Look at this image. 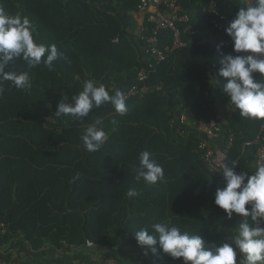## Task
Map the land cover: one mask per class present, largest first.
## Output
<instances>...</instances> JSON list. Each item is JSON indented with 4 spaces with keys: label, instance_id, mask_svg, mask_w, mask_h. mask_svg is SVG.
Wrapping results in <instances>:
<instances>
[{
    "label": "trees",
    "instance_id": "trees-1",
    "mask_svg": "<svg viewBox=\"0 0 264 264\" xmlns=\"http://www.w3.org/2000/svg\"><path fill=\"white\" fill-rule=\"evenodd\" d=\"M216 1L230 20L246 3ZM139 2L0 0L9 15L27 17L36 26L38 43L55 44L67 58L54 62L53 70L43 64L29 69L19 59L5 69L26 71L32 82L27 92L5 82L0 95V221L16 239L12 249L25 252L20 264H125L119 250L140 259L139 264H183L164 255L158 244L147 256L137 246L134 232L142 227L151 231L157 222L200 235L208 248L235 234L241 218L233 214L226 219L214 204L223 176L209 170L198 140H187L184 131L197 130L200 119H216V102L228 107L224 126L216 119V133L224 132L223 150L232 139L224 162L250 176L258 146L245 145L255 141L263 121L240 117L214 81L222 80L217 76L222 54H237L233 46L217 51L209 0H179L190 15L189 23L178 24L181 37L186 41L191 31H198L195 43L174 50L154 67L150 91L127 100L126 115H116L110 104L93 109L83 122L54 114L59 103L72 102L87 80L103 84L111 95L112 85L125 91L144 70L148 58L139 54L144 42L137 34L131 39L124 34L125 24L137 27L132 15ZM188 3L194 7L191 14ZM172 42V32L158 34L159 47ZM253 76L261 80L259 73ZM114 117L117 126L111 124ZM97 119L108 139L99 151L88 152L80 137ZM144 150L163 166L165 183L148 186L135 179ZM77 173L80 179L70 183ZM129 189L139 195L127 198ZM51 248L57 252L53 257ZM94 248L104 251L95 253ZM9 258L10 253L0 255V261Z\"/></svg>",
    "mask_w": 264,
    "mask_h": 264
},
{
    "label": "clouds",
    "instance_id": "clouds-1",
    "mask_svg": "<svg viewBox=\"0 0 264 264\" xmlns=\"http://www.w3.org/2000/svg\"><path fill=\"white\" fill-rule=\"evenodd\" d=\"M225 33L237 55L222 54L217 72L222 80L214 81L222 86V92L240 117L264 121V0H246ZM37 37L36 26L27 17L9 15L0 5V95L5 91V82L25 92L32 88L28 72L5 71L10 62L19 59L29 69L43 64L53 70L54 62L67 59L55 44L38 43ZM221 48L222 45H217L218 52ZM254 73L261 75L260 81L254 79ZM105 104H110L119 116L129 111L122 90L116 89L110 95L103 84L87 80L72 102L59 103L54 114L57 118L83 122L93 109ZM111 124L117 126L118 120L114 117ZM108 135L103 122L97 119L83 128L80 139L86 151L97 152ZM215 167L223 175L224 187L216 190L214 204L223 210L226 219H233V214L241 218L235 234L228 242L208 248L200 235H189L178 226L157 222L150 225L151 231L142 227L134 232L144 256L154 253L158 244L164 255L173 260L182 259L183 264H237L238 257L239 264H264V164L257 165L250 176L237 174L235 164L228 166L223 157L217 158ZM79 179L77 173L70 183ZM135 179L143 180L148 186L166 182L163 166L147 150L139 153ZM138 195L135 189L126 192L127 198Z\"/></svg>",
    "mask_w": 264,
    "mask_h": 264
},
{
    "label": "built area",
    "instance_id": "built-area-1",
    "mask_svg": "<svg viewBox=\"0 0 264 264\" xmlns=\"http://www.w3.org/2000/svg\"><path fill=\"white\" fill-rule=\"evenodd\" d=\"M216 0H209L207 11L213 15L212 25L218 35L214 42L223 46H233L231 39L226 35L225 29L229 26L230 20L225 14L217 8ZM135 16L139 22L137 35L144 42L145 53L148 58V67L154 70L155 66L165 62L168 55L174 50L186 48L195 43L198 31H191L187 40L181 37L178 24H187L190 22V15L182 10L179 0H140ZM146 24V25H145ZM161 31H170L173 34L171 47H159L158 34ZM205 40H202L204 42ZM248 55L249 53H244ZM146 80V71L141 70L137 76V86H132L123 91L126 95V101L138 97L143 98L150 88L144 82ZM119 89L116 84L112 85L109 90L114 92ZM216 119L213 115L209 119H200L197 125V131L203 134L204 138L198 140V150L202 153V159L208 164L209 170L219 172L213 161L214 150L210 141L216 136ZM231 137L224 147L223 153L226 154L231 147ZM257 145L258 149L255 156V169L257 165L264 164V121L260 127L258 135L254 142L247 143L245 146ZM234 171L239 174L237 170ZM223 176V175H222ZM6 225L0 221V233H5ZM103 264H114L112 261H106Z\"/></svg>",
    "mask_w": 264,
    "mask_h": 264
},
{
    "label": "crops",
    "instance_id": "crops-1",
    "mask_svg": "<svg viewBox=\"0 0 264 264\" xmlns=\"http://www.w3.org/2000/svg\"><path fill=\"white\" fill-rule=\"evenodd\" d=\"M186 8L190 14H191V12L194 11V7L191 3H188L186 5ZM132 18L137 23L136 29H133L130 24L124 25V34L129 39L132 38V35H135L138 33L139 22L135 16V14L132 15ZM203 40H206V39H203ZM139 54H140V58H142V60H143V58L146 56L145 55L146 54L145 49L140 50ZM146 63L147 64L144 65V68L146 71V80H145L144 84L148 87L147 84L152 79L151 77L154 74V70H152L148 67V61ZM137 85H138V82L136 79L133 82V84H131L128 88H130L132 86H137ZM228 112H229L228 107L224 106L219 101L216 102V109H215L214 114H215V117L217 119V123L219 126H224L225 116L227 115ZM184 136L187 140H200V139L204 138L202 133H200L199 131L192 129L190 127L185 129ZM210 143H211V146L213 147V150H214V161L216 162L218 157L224 158V155L222 152L223 145H224V132L219 131L218 133H216V136L210 141ZM238 225H239V222H238ZM238 225H237V227H238ZM15 241H16V239L14 237H10L7 233H0V255L6 256L9 253L11 254V258H9L8 261H6V262L0 261V264H20L22 261H25V259H23V257H25L24 251L19 254L17 252V250L12 249V245ZM125 250H127V249H125ZM103 251L104 250H102V249L94 248L95 253L96 252L101 253ZM56 254H57V252L53 248H51L50 252H49V256L53 257ZM119 256L121 257V259L124 261L125 264H139L140 263V259H137L136 257L128 254L127 252L124 253L123 251L119 250ZM237 259L239 260V257ZM238 260H237V264H238Z\"/></svg>",
    "mask_w": 264,
    "mask_h": 264
}]
</instances>
